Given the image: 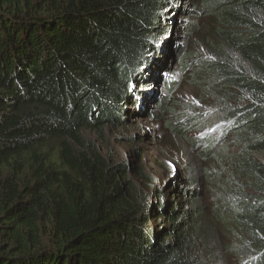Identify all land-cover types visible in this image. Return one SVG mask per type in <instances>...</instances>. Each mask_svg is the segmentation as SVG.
Here are the masks:
<instances>
[{
  "label": "trees",
  "instance_id": "obj_1",
  "mask_svg": "<svg viewBox=\"0 0 264 264\" xmlns=\"http://www.w3.org/2000/svg\"><path fill=\"white\" fill-rule=\"evenodd\" d=\"M202 2L182 25V72L214 99L240 151L232 163L255 187L227 207L215 196L211 211L194 168L178 191L186 200L164 202L85 133L103 137L155 101L178 0H0V264H264V0ZM183 77L165 82L159 119L180 111ZM192 141L202 161L225 157L215 139Z\"/></svg>",
  "mask_w": 264,
  "mask_h": 264
},
{
  "label": "rangeland",
  "instance_id": "obj_2",
  "mask_svg": "<svg viewBox=\"0 0 264 264\" xmlns=\"http://www.w3.org/2000/svg\"><path fill=\"white\" fill-rule=\"evenodd\" d=\"M178 4V19L175 20L178 23V28L176 27V34L174 33L170 42L172 62L167 68L168 70L158 73L161 78L149 91L153 90L154 98L157 97L155 101L148 104V108L139 115L140 117L137 114L134 116L132 113V115L123 116L120 123L109 124L103 132V137H97L96 134L89 131L85 133L89 140L96 142V147L110 161L120 164L127 163L131 178L137 180L140 188L144 187L151 194L153 190L163 189L165 191L164 202L176 203L186 200L178 191L188 185V173L194 168L201 176L200 184L197 186L200 197L211 211L214 208L215 196L225 197L224 203H222L227 207L229 201L252 196L255 187L252 186L246 175L236 169L234 162L232 163L233 156L239 154L240 151L231 145L233 134L230 132L226 134L224 124H221L217 119L214 111L216 107H212L214 99L210 98V95L204 94V89L190 82L189 74L192 69L183 73V63L178 58V47L184 46L186 42V34L182 35V25L187 23L190 16H195L194 12L199 7L202 9L203 2L202 0H178ZM171 7L173 8V5ZM208 18L206 12L198 18L201 26H206ZM161 49L163 53L166 52L163 48ZM182 75H184V80L180 81L178 91L174 94L177 99L176 107L178 103L179 107L177 108L180 111L173 119L172 116L169 117L170 112L164 113V120L159 119L156 117L159 115L157 104L166 94L163 90L165 82L172 76L181 80ZM146 105L144 104L143 107ZM132 106L131 110L135 108L134 110L137 112L140 111L137 106ZM142 110L144 109L141 108ZM195 115L204 117L202 123L198 127L189 126L191 122H188V116L194 117ZM171 120L173 124L175 122L178 129L182 130L183 134L177 135L172 129L166 127ZM208 139L216 140L217 144L214 148L216 155L218 151L224 150L225 157H210L206 161H202L197 156L198 151H202L203 145H194L192 140L195 142L202 140L204 143ZM140 169L143 170V174L153 179L151 187H148V181L144 180L143 175L138 173ZM203 172H213L216 177L221 179L206 182ZM176 185L178 186L176 187ZM175 188L176 190H174ZM160 222L166 224L163 219ZM215 226L222 239L237 241L227 228L216 223Z\"/></svg>",
  "mask_w": 264,
  "mask_h": 264
}]
</instances>
